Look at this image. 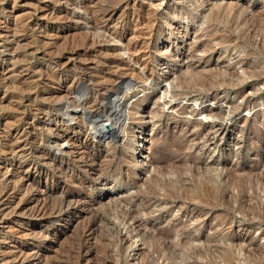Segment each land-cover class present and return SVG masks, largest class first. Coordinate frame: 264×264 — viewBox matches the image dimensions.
<instances>
[{
  "label": "rangeland",
  "instance_id": "rangeland-1",
  "mask_svg": "<svg viewBox=\"0 0 264 264\" xmlns=\"http://www.w3.org/2000/svg\"><path fill=\"white\" fill-rule=\"evenodd\" d=\"M0 264H264V0H0Z\"/></svg>",
  "mask_w": 264,
  "mask_h": 264
},
{
  "label": "bare ground",
  "instance_id": "bare-ground-1",
  "mask_svg": "<svg viewBox=\"0 0 264 264\" xmlns=\"http://www.w3.org/2000/svg\"><path fill=\"white\" fill-rule=\"evenodd\" d=\"M127 55V54H126ZM126 57V56H125ZM129 57V56H128ZM128 64H131V61L130 60H128ZM137 65V64H136ZM137 67H139V66H137ZM133 68V67H132ZM131 69V68H130ZM132 70V69H131ZM132 73V72H131ZM127 85V84H126ZM126 85H125V87H126ZM130 85V84H129ZM149 85V84H148ZM147 85V86H148ZM121 87V86H120ZM152 88V87H151ZM127 89V88H126ZM125 89V91H127ZM142 90V89H141ZM146 90H148L147 88H146ZM130 91V90H129ZM149 91V90H148ZM133 92V90L131 91V93ZM147 92V91H146ZM122 93H124V92H122ZM129 93V92H128ZM150 95L148 96V97H150L151 95L153 96V94L155 95V91H154V89H150V93H149ZM124 95H125V93H124ZM127 96H132V94H126L125 95V97H124V99H122L121 101L119 100H117V101H114L115 99L113 98V99H111V103H110V107L108 108L109 109V112L107 113V114H102L103 113V109H106L105 108V104L104 103H102L101 104V112H97V113H90V112H88V110L84 107V106H79L80 107V111H81V117H84L85 115H88L89 117H92L93 119L94 118H97V119H99V121H97V120H90L91 122H87V121H84L85 123V127H83V129H84V137H83V140L81 141L82 143H81V145H85V144H88V145H92V144H95L96 145V147H97V149H99L100 150V148H101V146L99 147V145H101L100 143V139L102 138V137H104L103 136V131H102V129H103V123H107V124H109V126H110V131H111V136L113 137V139H117L118 137H119V135H124V134H126V127L128 126V119H129V112H128V110L126 111V112H124V108H125V106H127L128 104H127V102L125 101V98H127ZM147 96V95H146ZM147 97V98H148ZM72 98V97H71ZM75 98V97H74ZM145 99H146V97H145ZM72 100V99H71ZM73 101V100H72ZM66 102V101H65ZM75 102V101H74ZM110 102V101H109ZM78 103H80V101H78ZM81 104V103H80ZM79 104V105H80ZM61 105V104H60ZM68 105V104H67ZM74 105V104H73ZM77 105V104H76ZM69 106V105H68ZM72 105H70V107H71ZM129 106V105H128ZM65 107V106H64ZM64 107H62V108H64ZM69 107V108H70ZM78 107V108H79ZM68 108V107H67ZM67 108H65L64 109V112L62 113L63 115H66L67 116V118L65 119V118H62V119H64L65 120V123H67L68 125V128H70V130L71 131H73V132H78L79 131V124L75 121V119H74V114H73V112H77L76 110H75V108H74V110L73 111H69ZM61 109V108H60ZM79 116V117H80ZM117 117V118H120L121 119V122H117V120L116 121H114L113 119H112V117ZM76 117V116H75ZM87 117V116H86ZM109 117H111V118H109ZM80 119V118H79ZM78 120V119H77ZM64 123V124H65ZM99 123V124H98ZM60 127V126H59ZM132 127V126H131ZM54 128H56V126L54 127ZM83 129H81V130H83ZM54 130V129H53ZM53 130H51V131H53ZM50 132V131H49ZM55 132V131H54ZM57 133V132H56ZM59 134V133H58ZM54 135V134H53ZM51 136V135H50ZM55 136H56V134H55ZM58 136V135H57ZM111 138V137H110ZM74 140L75 139H73V137H71V136H68V135H64V136H62V134L60 135V136H58V137H53V138H51V144L52 145H54V146H56V149L55 148H53L54 149V151H57L56 153L58 154V153H61V155L63 154H67V153H69L70 152V150L72 149V144L74 143ZM60 142H63L62 143V145L61 144H59ZM53 146V147H54ZM94 146V145H93ZM95 147V146H94ZM89 148V147H88ZM92 148V147H91ZM95 151V150H94ZM60 155V154H59ZM21 178V177H20ZM7 197V196H6ZM34 257V256H33ZM23 260V259H22Z\"/></svg>",
  "mask_w": 264,
  "mask_h": 264
}]
</instances>
